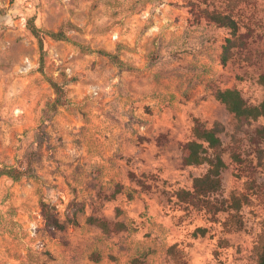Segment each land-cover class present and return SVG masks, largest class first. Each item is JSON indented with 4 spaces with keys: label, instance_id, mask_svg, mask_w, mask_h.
Listing matches in <instances>:
<instances>
[{
    "label": "rangeland",
    "instance_id": "rangeland-1",
    "mask_svg": "<svg viewBox=\"0 0 264 264\" xmlns=\"http://www.w3.org/2000/svg\"><path fill=\"white\" fill-rule=\"evenodd\" d=\"M194 4L238 22L240 36L225 64L221 46L230 30L206 21L190 27ZM32 17L42 29L64 28L71 39L45 37V71L70 80L73 100L47 122L42 110L54 91L38 69L40 46L27 26ZM74 42L111 52L121 43L120 54L137 70L122 72ZM261 74L264 0H0V164L30 160L34 173L19 181L0 179V264H85L94 249L105 257L97 264H178L168 252L171 245L188 264H253L264 221L260 195L244 205L238 229L227 211L207 213L180 202L176 191L190 188L208 168L182 164V145L193 137L196 117L208 127L223 126L227 167L223 188L212 197L229 198L251 180L264 186V157L258 159L249 143L264 120L239 126L200 84L236 86L249 104H258L264 96ZM234 149L243 163L232 158ZM130 172L152 189H142ZM116 182L126 191L115 200L96 194H108ZM71 199L86 204L81 223L86 213L103 211L129 229L105 235L90 227L97 238L75 243L74 254L62 259L71 246L70 228H46L40 202L56 204L63 219ZM117 206L124 211L120 217ZM198 227L206 233L196 234Z\"/></svg>",
    "mask_w": 264,
    "mask_h": 264
},
{
    "label": "trees",
    "instance_id": "trees-1",
    "mask_svg": "<svg viewBox=\"0 0 264 264\" xmlns=\"http://www.w3.org/2000/svg\"><path fill=\"white\" fill-rule=\"evenodd\" d=\"M191 17L188 19L190 26L199 25L202 21L215 25L219 28H228L231 37L225 39L222 50V62L225 64L229 57V51L232 48L234 38L239 37V25L236 19L229 13L219 11L217 9L202 8L197 4L191 7ZM28 29L37 38L41 59L39 71L43 74L46 81L54 91V98L47 102L43 109L42 121H51L56 112L61 107H69L72 101L68 95L67 84L70 80H58L49 76L45 71V63L43 58L45 37L49 36L53 40L71 41L69 35L64 28L58 30H45L36 25L34 18L28 19ZM81 48L91 52H96L109 59L110 62L124 69H134L131 65L121 58L119 49L116 52H111L106 49H92L85 47L82 44L74 42ZM259 82L264 88V74L259 76ZM205 86L211 91L216 100L222 103L229 112H231L239 126L259 119L264 120V96L258 104H249L244 98L241 90L236 87L220 88L215 83L207 81ZM223 126L220 122L214 123L213 126H206L198 117L194 118L193 137L187 140L182 145V164L184 166H199L207 164V171L201 175L195 176L190 188H181L176 191V197L180 202L193 205L199 209L205 210L207 213L216 215L220 212L227 211L230 217L229 223L236 228H243L242 209L245 204H250L252 194L260 195L264 203V186L257 185L255 180H251L246 185V190L239 193H232L229 198L212 197L217 195L223 188L222 172L227 167L224 159L226 147L221 137ZM165 135H162V137ZM264 141V125L256 127L254 132L249 136V143L255 151L256 157L262 159L264 157V149L261 147ZM232 158L243 163L242 154L236 149L232 151ZM33 167L30 160L16 159L12 164H0V179L9 177L14 181H19L25 177H33ZM130 178L134 180L142 189L150 190L152 185L146 180L140 178L136 173L130 172ZM124 185L118 183L115 191L110 195H105L107 199H115L116 195L123 192ZM128 197H133L132 193H128ZM41 215L46 228L51 230H64L69 225L78 224V213L82 212L85 204L76 199H72L66 208L65 218L61 219L57 213V208L50 202L41 200ZM124 213L121 207H116V217H120ZM87 222L94 224L102 229V231L110 235L121 231L128 230V224L123 220H109L105 217L90 215L87 217ZM196 234H205L206 229L198 227ZM176 246L171 245L168 252L173 256L178 264H188L180 253L175 250ZM256 259L253 264H264V221L262 223L261 232L258 243L255 246ZM92 258L96 261L101 259L99 252H94ZM141 263V262H139Z\"/></svg>",
    "mask_w": 264,
    "mask_h": 264
},
{
    "label": "crops",
    "instance_id": "crops-1",
    "mask_svg": "<svg viewBox=\"0 0 264 264\" xmlns=\"http://www.w3.org/2000/svg\"><path fill=\"white\" fill-rule=\"evenodd\" d=\"M205 23V20L204 21H202L199 25H193V26H190V27H195V26H200V25H202V24H204ZM121 38H122V36H121ZM122 47H123V45L120 43L119 44V46H118V49H122ZM221 47H223V43H222V46ZM222 50H223V48H222ZM120 51V50H119ZM122 51V50H121ZM105 57V56H104ZM121 58L124 60V61H126L125 59H124V57L122 56V54H121ZM109 60V59H108ZM112 63V62H111ZM113 64V63H112ZM115 65V64H114ZM116 66V65H115ZM118 67V66H117ZM134 69H124V68H119L118 67V69L120 70V71H122V72H125V71H127V72H129V71H134V70H137V67L134 65ZM205 83H206V81H200V84H202L203 86H204V88L207 90V91H209V92H211L210 90H208L207 88H206V86H205ZM199 85V84H198ZM197 84H196V86L194 87V88H196L197 86H198ZM212 94V93H211ZM69 95V94H68ZM55 96V95H54ZM69 97H70V95H69ZM214 97V96H213ZM70 99H71V97H70ZM71 101H72V104H73V100L71 99ZM71 104V105H72ZM70 105V106H71ZM46 107V106H45ZM44 107V108H45ZM43 108V109H44ZM61 108H67V107H61ZM59 110H60V108H59ZM58 110V111H59ZM57 111V112H58ZM57 112H56V114H57ZM55 114V115H56ZM42 115H43V110H42ZM54 115V116H55ZM54 118V117H53ZM161 135V134H160ZM138 138H140L142 141H149L150 142V139L147 137V136H145V135H139V137ZM141 140H140V142H141ZM130 177V176H129ZM130 179H132V178H130ZM134 181V180H133ZM118 183H120V184H122L121 182H116L115 183V185H114V187H113V189H112V191L111 192H109L108 194L107 193H103L102 192V190L100 189V190H97V193L96 194H98L99 195V197H102V198H104V199H107L106 197H105V195H110L111 193H113L114 191H115V188H116V185L118 184ZM126 191V188H124V190H123V192H125ZM123 192H120V193H118L117 195H116V197L119 195V194H121V193H123ZM116 199V198H115ZM115 199H108V200H115ZM72 200V199H71ZM70 200V201H71ZM77 200V199H76ZM70 201H68V203L70 202ZM68 203L66 204V207H65V211H64V215H65V213H66V208H67V205H68ZM53 204V203H52ZM85 204V203H84ZM53 205H55L56 206V208H57V205L56 204H53ZM86 210H87V207H86V204H85V208H84V210L82 211V212H79L78 213V216H77V218H78V224L77 225H69V226H67L64 230H58V231H65V230H67L68 228H70V230L68 231V238H69V240H70V242H71V246L70 247H68L65 251H64V253H63V256H62V259L63 258H66L67 260H68V258H70V255H71V253L72 254H74V252H73V250H71V248L72 247H74L75 246V243H79V242H83V243H91V242H93V240L95 239V238H97V236H95V235H91V233H89V231H88V229H91L90 227H93V228H96V229H98V231L100 230L103 234H105L103 231H102V229L100 228V227H98V226H96V225H94V224H90V223H88L87 222V217L88 216H90V215H95V216H100V217H105V216H107L103 211L102 212H100L99 214H97V213H95V212H93V213H86L87 215H86V219H85V222H83V223H81V221L79 220V215L81 214V213H85L86 212ZM57 213H58V215H59V211H58V208H57ZM123 215V214H122ZM115 216H116V208H115ZM40 217H41V219H42V222H43V224H44V220H43V217H42V215H41V207H40ZM61 218V217H60ZM64 218H65V216H64ZM63 218V219H64ZM105 218H107V219H109V220H111L110 218H108V217H105ZM62 219V218H61ZM44 226H45V224H44ZM46 227V226H45ZM84 229V230H83ZM105 235H107V234H105ZM94 252H99L100 253V255H101V259L99 260V261H96V260H94L93 258H92V254L94 253ZM105 259V257H104V255H103V253L102 252H100V251H98V250H93V251H91L90 252V254H89V256H88V259L86 260V262H85V264H97V263H100V262H102L103 260Z\"/></svg>",
    "mask_w": 264,
    "mask_h": 264
}]
</instances>
